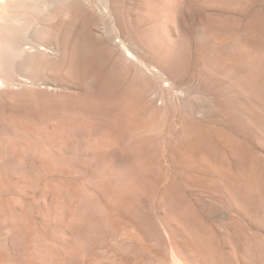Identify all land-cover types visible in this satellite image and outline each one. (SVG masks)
Wrapping results in <instances>:
<instances>
[{
    "label": "rangeland",
    "instance_id": "rangeland-1",
    "mask_svg": "<svg viewBox=\"0 0 264 264\" xmlns=\"http://www.w3.org/2000/svg\"><path fill=\"white\" fill-rule=\"evenodd\" d=\"M0 264H264V0H0Z\"/></svg>",
    "mask_w": 264,
    "mask_h": 264
}]
</instances>
